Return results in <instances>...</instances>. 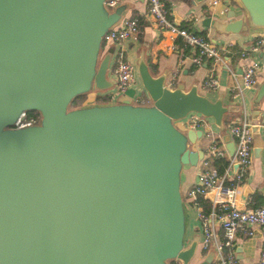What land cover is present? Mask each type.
I'll use <instances>...</instances> for the list:
<instances>
[{
    "label": "water",
    "instance_id": "water-1",
    "mask_svg": "<svg viewBox=\"0 0 264 264\" xmlns=\"http://www.w3.org/2000/svg\"><path fill=\"white\" fill-rule=\"evenodd\" d=\"M235 1L244 20L229 11L217 30L264 28V0ZM123 9L104 0H0V264H189L195 255L198 236L184 240L180 183L182 167L202 156L191 147L201 130L174 121L196 111L223 129L228 107L195 84L166 85L142 57L136 74L147 103L134 102L129 87L114 103L68 107L112 86L113 47L100 54L102 35ZM254 86L257 109L264 77ZM27 110L38 122L16 125ZM222 139L231 153L227 133ZM211 258L209 250L196 264Z\"/></svg>",
    "mask_w": 264,
    "mask_h": 264
},
{
    "label": "crops",
    "instance_id": "crops-1",
    "mask_svg": "<svg viewBox=\"0 0 264 264\" xmlns=\"http://www.w3.org/2000/svg\"><path fill=\"white\" fill-rule=\"evenodd\" d=\"M164 2L169 11V18L179 26L204 35L210 44L218 50L223 61L214 67L210 62L195 65L191 61L192 50L182 44L180 37L170 34L167 30L157 27L153 23L147 12L145 0H120L118 4L124 5L120 18L135 16L138 21L136 35L126 39L123 43L125 56L135 67V80L132 86L135 89L133 101L137 103L148 102L136 74V62L139 57H142L151 74L164 75L166 85L173 87L177 83H181L183 88L187 89L190 85L195 84L198 91L211 100L221 99L222 103L228 107L227 111L222 114L223 129L216 127L211 122L214 133L218 134L221 139L222 135L227 133V126L231 122L244 119L257 125L263 121L264 97L256 109L252 104L255 86L241 87L240 85V68L247 59L240 57L239 51L248 46L254 35L264 33V28L247 27L237 32L217 30L213 23L226 21V14L229 11L234 12V17H242L244 20V15L235 0H215V2L201 0L195 3L194 0H164ZM207 16L210 19L208 24L204 25L202 21ZM103 50L104 48L101 49L100 54ZM261 53L264 55V48L256 53L260 62V68L257 69L256 75L258 82L264 77V60L260 55ZM112 64L111 53L107 76L113 79L112 86L105 90H92L84 93L80 106L114 103L116 101L119 94L115 91V75ZM212 69L217 78V86L215 88H202L200 86L202 80ZM235 85L240 89H233L232 87ZM97 95L105 96V99L97 100ZM174 124L181 130L187 129L184 125V118L175 120ZM252 132V159L249 171L244 176L238 193L239 203L246 207H253L261 203L264 195V138L260 134L259 127L256 130L252 129ZM223 142L226 143L224 140ZM200 145V140L197 139L191 147L196 148ZM253 148L255 149L254 152ZM196 170V166L185 165L182 167L181 183L183 186H189L195 181ZM189 207L191 206L189 205ZM186 221L188 223H186V234L189 238L197 235L199 241L198 220L193 215ZM252 228L253 235L249 237H244L241 232H236V249L239 248L238 251L236 250V254H238L239 264H256L260 239L257 227L253 226ZM201 257L202 255L199 253L198 260Z\"/></svg>",
    "mask_w": 264,
    "mask_h": 264
},
{
    "label": "built area",
    "instance_id": "built-area-1",
    "mask_svg": "<svg viewBox=\"0 0 264 264\" xmlns=\"http://www.w3.org/2000/svg\"><path fill=\"white\" fill-rule=\"evenodd\" d=\"M119 1L104 0V4L112 9ZM145 1L153 23L172 35H178L182 44L192 50V63L200 65L202 62H210L214 67L223 61L218 50L204 35L179 26L169 18L164 0ZM137 32V18L126 16L112 24L102 35L103 48L116 45L112 51V69L115 75V91L118 94L132 87L135 80V67L127 60L123 43ZM263 48L264 33H259L253 36L248 46L239 51V56L247 59L240 68L241 87H253L256 84L257 69L260 67L256 53ZM200 86H217L213 69L204 77ZM232 88L240 89L237 85ZM183 118L187 128L200 129L201 136H210L205 145H200L202 156L196 164V180L188 186L185 193L181 191L184 203L191 202V207L195 210V218L199 223L198 249L202 252L201 255L204 256L211 250L212 258L208 264H239L236 256V232L249 237L253 235L252 227L255 226L260 239L256 264H264V195L261 203L253 207H246L238 200L240 186L249 171L252 159L254 124L244 119L228 124L227 135L232 142V152L229 153L223 140L214 133L209 118L196 111H189ZM257 127L264 138V120ZM198 199L204 205L199 204Z\"/></svg>",
    "mask_w": 264,
    "mask_h": 264
},
{
    "label": "trees",
    "instance_id": "trees-1",
    "mask_svg": "<svg viewBox=\"0 0 264 264\" xmlns=\"http://www.w3.org/2000/svg\"><path fill=\"white\" fill-rule=\"evenodd\" d=\"M84 98V94H80V95H77L76 97H74L70 104L69 105H72V106H77L79 104H81V101L83 100ZM97 100L98 99H105V96H101V95H97L96 96ZM140 102V101H139ZM39 120V114L37 111H33V110H27L25 111L21 118L19 119V121L16 123V125H19V124H22V123H26V122H29V123H36L38 122ZM217 162V161H216ZM218 163V162H217ZM223 163V161L221 162ZM202 203V202H201ZM204 204V203H203ZM202 204V205H203ZM199 250V249H198ZM199 253L201 254L202 252L199 251ZM169 264H177L174 259H171V260H168Z\"/></svg>",
    "mask_w": 264,
    "mask_h": 264
},
{
    "label": "rangeland",
    "instance_id": "rangeland-1",
    "mask_svg": "<svg viewBox=\"0 0 264 264\" xmlns=\"http://www.w3.org/2000/svg\"><path fill=\"white\" fill-rule=\"evenodd\" d=\"M139 100H142L141 98H138ZM68 107H74V106H72V105H69ZM210 138V136L209 135H202L200 138H199V140H200V143H201V145H205L206 144V142L208 141V139ZM181 191L183 192V193H185V191L187 190V188H188V186H183L182 185V183H181ZM198 202H199V204H203L204 202L201 200V199H198ZM202 202V203H201ZM204 205V204H203ZM185 213H186V219L188 218V220H189V217L190 216H195V210H194V208H191V207H189L187 204H185ZM186 223H187V221H186ZM188 224V223H187ZM184 240H185V243H187V242H189V240H190V238H189V236H188V234H186V232H185V236H184ZM199 250H198V247H197V249H196V252H195V255L192 257V259L190 260V262H189V264H196L199 260H198V255H199ZM177 264H179V262L178 261H176V260H174ZM168 264H169V262H168Z\"/></svg>",
    "mask_w": 264,
    "mask_h": 264
},
{
    "label": "flooded vegetation",
    "instance_id": "flooded-vegetation-1",
    "mask_svg": "<svg viewBox=\"0 0 264 264\" xmlns=\"http://www.w3.org/2000/svg\"><path fill=\"white\" fill-rule=\"evenodd\" d=\"M29 123V122H28ZM185 166V165H184ZM188 205V204H187ZM189 206V205H188Z\"/></svg>",
    "mask_w": 264,
    "mask_h": 264
}]
</instances>
